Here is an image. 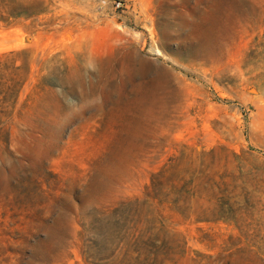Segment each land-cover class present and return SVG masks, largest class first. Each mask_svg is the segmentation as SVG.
<instances>
[{
  "label": "rangeland",
  "instance_id": "374dc122",
  "mask_svg": "<svg viewBox=\"0 0 264 264\" xmlns=\"http://www.w3.org/2000/svg\"><path fill=\"white\" fill-rule=\"evenodd\" d=\"M0 264H264V0H0Z\"/></svg>",
  "mask_w": 264,
  "mask_h": 264
}]
</instances>
